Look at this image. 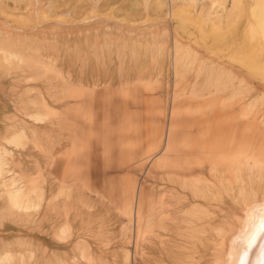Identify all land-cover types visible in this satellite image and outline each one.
Masks as SVG:
<instances>
[{"label":"rangeland","instance_id":"374dc122","mask_svg":"<svg viewBox=\"0 0 264 264\" xmlns=\"http://www.w3.org/2000/svg\"><path fill=\"white\" fill-rule=\"evenodd\" d=\"M259 11L0 0V264H211L264 202Z\"/></svg>","mask_w":264,"mask_h":264},{"label":"bare ground","instance_id":"6f19581e","mask_svg":"<svg viewBox=\"0 0 264 264\" xmlns=\"http://www.w3.org/2000/svg\"><path fill=\"white\" fill-rule=\"evenodd\" d=\"M37 4H38V2H37ZM181 5H182V3H181ZM191 5H193V4L191 3ZM180 8H183V7H180ZM36 9L40 10V8H36ZM36 9L34 12H35V15L38 16L37 15L38 11ZM182 10H184V9H182ZM174 15H175V13H174ZM256 15L257 14H255V16ZM91 16L92 15H90V17ZM42 17H43V15L39 16V18H41V20H42ZM90 17H87V19L89 18V20H90ZM256 17L255 18L257 19L258 27L260 28L259 30H261V28L264 29V11H259L258 15ZM0 18H3V20L5 19L4 16H1ZM177 18H179V17H177ZM43 19H45V18L43 17ZM37 20H38V18H37ZM41 20L39 23H42ZM58 21H59V19L57 20V22ZM79 21L81 22V20H79ZM79 21L77 20V22H79ZM186 21H187V19H186ZM63 22H65V21H63ZM83 22L85 23L88 21L83 20ZM83 22L81 23L82 25H84ZM61 23L62 22L60 21V25H61ZM30 24H32V23H30ZM63 24H65V23H63ZM39 25H41V24H39ZM51 25L53 26V24H51ZM74 25H76V24H74ZM77 25H78V23H77ZM22 27H23V25H22ZM27 27H28V24H27ZM34 28H36V27H34ZM56 28H58V27H56ZM213 28H214V26H213ZM213 28H211V29H213ZM261 32H263V30H261ZM263 33H261V34H263ZM207 34H209V33H207ZM253 57H254V55H253ZM242 59L245 61H248L247 63H249L250 60H252V61L254 60V58H251L248 55L243 57ZM18 193H20V192H18ZM18 193L17 194L14 193L13 195L10 194L11 197L10 196L9 197L11 198V202L13 203L14 206L22 207V201L24 199L22 198V195L18 194ZM24 205H23V208H24ZM27 206H25V208ZM243 214L244 215L240 216L239 222L234 223V224L229 222L226 224L227 225L226 226L227 227L226 235H225V237H223L221 239L219 244L214 248V254H213L214 260L212 259L211 264H264V202H262V203L255 202V204H253L250 207H248L247 209H245Z\"/></svg>","mask_w":264,"mask_h":264}]
</instances>
